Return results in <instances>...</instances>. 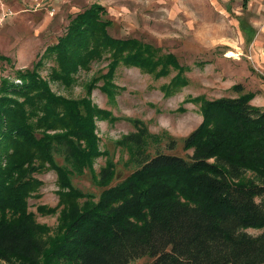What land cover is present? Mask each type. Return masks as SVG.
Wrapping results in <instances>:
<instances>
[{"label":"trees","instance_id":"1","mask_svg":"<svg viewBox=\"0 0 264 264\" xmlns=\"http://www.w3.org/2000/svg\"><path fill=\"white\" fill-rule=\"evenodd\" d=\"M104 11L92 4L76 14L45 49L55 57L53 81L68 85L79 69L106 58L108 71L93 80L89 93L102 79L101 90L109 92L121 65L160 76L168 66L178 69L170 57L153 62L158 50L152 46L112 37ZM40 67L39 62L17 69L13 80L0 83V262L131 264L148 256L150 264H264V107L250 104L254 94L196 98L202 122L183 141V150H192L187 158L152 156L153 138L132 120L136 131L115 146L127 150L134 170L111 185L116 165L110 158L93 171L97 157L110 156L99 151L94 121L111 114L88 99L56 95ZM180 80L171 88L181 86ZM174 145L170 141L168 148ZM49 169L57 175L64 205L62 233L52 239L44 237L28 208L40 187L34 175ZM85 172L102 189L97 197L73 185ZM247 229L261 232L253 236Z\"/></svg>","mask_w":264,"mask_h":264},{"label":"rangeland","instance_id":"2","mask_svg":"<svg viewBox=\"0 0 264 264\" xmlns=\"http://www.w3.org/2000/svg\"><path fill=\"white\" fill-rule=\"evenodd\" d=\"M92 4L104 7L103 19L111 22L108 33L112 37L152 46L158 50L153 62L170 57L177 61L178 69L168 66L166 74L160 76L121 65L109 92L101 90L102 79L89 93L93 80L108 71L111 61L106 58L93 61L89 69H79L68 85L53 81L50 72L56 66L55 57L47 55L45 49L56 44L70 20ZM0 56L10 59L9 63L0 61V83L6 78L13 80L15 70L31 69L40 62L39 74L53 93L88 99L94 107L111 114L112 118L94 121L99 151L110 156L97 157L93 171L98 173L110 158L116 165L111 183L115 185L134 170L127 150L115 146L124 135L136 131L132 120L141 122L153 138L148 148L152 156L160 152L187 158L192 150H183V141L202 122L196 98L215 101L252 93L255 96L250 104L263 107L264 0H0ZM177 78L184 83L172 89ZM170 141L175 142L172 149L168 148ZM34 177L40 187L28 199L29 212L44 227V237L52 239L62 233L64 205H60L58 195L62 190L51 169ZM72 182L96 197L102 190L89 172ZM245 232L254 236L261 231ZM151 261L145 256L131 264ZM40 263L46 260L42 258Z\"/></svg>","mask_w":264,"mask_h":264},{"label":"crops","instance_id":"3","mask_svg":"<svg viewBox=\"0 0 264 264\" xmlns=\"http://www.w3.org/2000/svg\"><path fill=\"white\" fill-rule=\"evenodd\" d=\"M54 2H55V1H54ZM50 46H51V45H50ZM254 96H255V95H254ZM253 99H254V97H253ZM253 99H252V100H253ZM263 107H264V105H263Z\"/></svg>","mask_w":264,"mask_h":264},{"label":"bare ground","instance_id":"4","mask_svg":"<svg viewBox=\"0 0 264 264\" xmlns=\"http://www.w3.org/2000/svg\"><path fill=\"white\" fill-rule=\"evenodd\" d=\"M229 56H232V54H230Z\"/></svg>","mask_w":264,"mask_h":264}]
</instances>
